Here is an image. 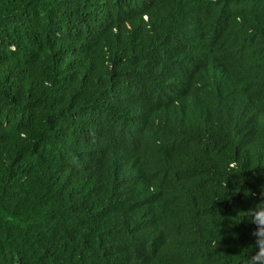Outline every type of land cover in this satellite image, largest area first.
I'll return each instance as SVG.
<instances>
[{
  "label": "trees",
  "instance_id": "1",
  "mask_svg": "<svg viewBox=\"0 0 264 264\" xmlns=\"http://www.w3.org/2000/svg\"><path fill=\"white\" fill-rule=\"evenodd\" d=\"M264 0H0V264H264Z\"/></svg>",
  "mask_w": 264,
  "mask_h": 264
},
{
  "label": "clouds",
  "instance_id": "2",
  "mask_svg": "<svg viewBox=\"0 0 264 264\" xmlns=\"http://www.w3.org/2000/svg\"><path fill=\"white\" fill-rule=\"evenodd\" d=\"M261 223H264V220H261Z\"/></svg>",
  "mask_w": 264,
  "mask_h": 264
}]
</instances>
